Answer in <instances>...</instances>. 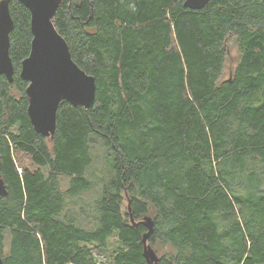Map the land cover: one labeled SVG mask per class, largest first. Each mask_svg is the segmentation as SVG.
I'll list each match as a JSON object with an SVG mask.
<instances>
[{"label": "trees", "instance_id": "1", "mask_svg": "<svg viewBox=\"0 0 264 264\" xmlns=\"http://www.w3.org/2000/svg\"><path fill=\"white\" fill-rule=\"evenodd\" d=\"M185 1L62 2L54 25L97 92L91 109L61 103L52 139L28 115L31 12L12 1L14 82L0 76L5 264H148L129 201L136 222L154 220L160 264H264V0L200 11ZM234 41L239 62L223 80ZM95 151L109 183L76 216L67 205L92 189Z\"/></svg>", "mask_w": 264, "mask_h": 264}, {"label": "water", "instance_id": "2", "mask_svg": "<svg viewBox=\"0 0 264 264\" xmlns=\"http://www.w3.org/2000/svg\"><path fill=\"white\" fill-rule=\"evenodd\" d=\"M12 1L23 4L31 12L33 34L31 53L22 63L21 79L29 84L28 115L35 132L45 138H54L57 114L62 102L74 107L91 109L96 100L97 85L73 60L69 45L54 25V17L64 0H2L0 2V76L14 82V66L10 57V35L14 21ZM211 0H186L184 7L194 11L206 8ZM7 196L0 164V197ZM128 211L133 227L143 225L148 232L143 236L144 257L148 264H160L157 252L148 244L154 234V220L146 216L136 222L130 201ZM0 264H5L0 252Z\"/></svg>", "mask_w": 264, "mask_h": 264}, {"label": "rangeland", "instance_id": "3", "mask_svg": "<svg viewBox=\"0 0 264 264\" xmlns=\"http://www.w3.org/2000/svg\"><path fill=\"white\" fill-rule=\"evenodd\" d=\"M239 58H240V52L238 49V46L236 44V42H232L230 43V51H229V56H228V60L226 63V68L224 70V75H223V80L224 79H228L232 72L235 70L238 62H239ZM99 148H101L100 146H98ZM96 152V151H95ZM97 162L95 161L94 167L91 171V173H94L93 175H96L95 177H91V181L93 183L92 185V189L90 191H87L79 196H77V198H71L70 200V205H67L69 208H72V210L74 211V214L76 216H79L81 214V212L83 211V208H85V210L89 211L90 204H94L96 202V200L99 198L102 189L109 183V177L106 171V167H104V162L103 159L101 157H99V152L97 153ZM20 159L23 160V162L27 163V165H31L30 161L28 158L19 155L18 156ZM67 185H68V179L66 178H62L61 179V186L62 189L64 191H66L67 189ZM84 212V211H83ZM93 213V212H92ZM93 215L95 216L96 213L94 212ZM86 226H88V224H86ZM8 247V246H6Z\"/></svg>", "mask_w": 264, "mask_h": 264}]
</instances>
